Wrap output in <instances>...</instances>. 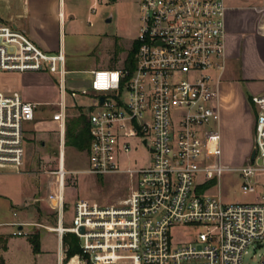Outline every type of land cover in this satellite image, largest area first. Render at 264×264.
Instances as JSON below:
<instances>
[{
    "label": "built area",
    "instance_id": "2783aa9c",
    "mask_svg": "<svg viewBox=\"0 0 264 264\" xmlns=\"http://www.w3.org/2000/svg\"><path fill=\"white\" fill-rule=\"evenodd\" d=\"M226 9L224 0H140L135 67L122 62L90 70L89 84L75 88L68 86L62 48L46 52L22 29L0 20V73L46 72L58 91L51 119L58 124L60 151L57 168L47 171L57 177L51 195L56 222L35 223L56 234V264H241L248 246L263 243L264 182L258 177L264 174V92L250 95L253 145L247 163L237 168L241 189L255 200L226 203L209 192L208 183L228 169L207 162L215 133L206 128L220 121L224 107ZM67 90L91 101L75 103L89 123L81 172L128 178L127 194L114 203L77 199L69 226L63 191L66 175L76 172L63 165ZM39 106L16 90L0 91V168L23 167L24 126L35 120ZM140 146L146 161L122 167L123 157ZM31 224L11 223L17 225L12 235L26 234ZM67 233L77 237L78 252L69 254ZM257 264H264V254Z\"/></svg>",
    "mask_w": 264,
    "mask_h": 264
},
{
    "label": "rangeland",
    "instance_id": "374dc122",
    "mask_svg": "<svg viewBox=\"0 0 264 264\" xmlns=\"http://www.w3.org/2000/svg\"><path fill=\"white\" fill-rule=\"evenodd\" d=\"M65 6V42L69 55L67 69L70 71L67 79L68 86L75 88L89 84V69L121 66L129 47L136 40L140 0H65ZM93 6L95 9L91 11ZM70 14L73 15L72 18ZM17 75L22 90L29 93L33 100L39 101L40 106L35 120L24 126L23 167L19 172L12 169L0 170V235L5 238V249L0 245V264H56V234L37 227L35 223L51 226L56 222V199L53 201L51 195L57 191V179L47 171L55 169L57 165L59 136L51 115L55 109L52 104L58 99V91L52 84L53 77L48 73V76L35 79H27V76H20V73ZM6 80L0 74V84ZM225 91L230 95L223 101L220 121L206 127L215 133L214 142L209 140L207 162H220L228 166V169L211 184L209 192L219 195L226 203L251 202L255 200V194L243 192V179L237 168L247 163L253 145L255 113L250 101L252 93L244 84H240L239 88L234 85ZM86 96L67 90L66 122L77 116L80 108L77 103L91 102ZM64 150V167L76 171V175H68L65 180L63 195L66 226L71 225L73 205L77 199H92L101 204H110L127 194L128 178L125 174L94 176L77 172L85 167V153L77 152L66 144ZM146 159L147 153L140 146L123 157L121 166L133 168ZM258 180L264 182V174ZM24 196L30 198L15 205L18 197L21 199ZM35 197L37 198L34 199ZM19 221L32 224L24 227L26 234L12 235L17 225L11 223ZM34 232L40 236L38 253L33 251L28 240L29 234ZM263 254L264 241L260 245L253 243L248 246L241 264H257Z\"/></svg>",
    "mask_w": 264,
    "mask_h": 264
},
{
    "label": "crops",
    "instance_id": "0c3cea01",
    "mask_svg": "<svg viewBox=\"0 0 264 264\" xmlns=\"http://www.w3.org/2000/svg\"><path fill=\"white\" fill-rule=\"evenodd\" d=\"M224 1L227 8L225 14L226 64L223 72L221 89L222 98L225 100L226 96L230 95L229 92L226 93V88L233 87L234 85L239 88L240 84H244L249 89L250 94L262 93L264 92V0ZM65 7V0H0V20L22 29L28 38L46 52L53 53L59 48H62L66 54L67 63L69 55L65 42ZM60 13H62V15H60ZM69 16L71 18L73 17L72 14ZM90 70H93V68L89 69V71ZM0 74L7 78L6 81L1 82L0 91L16 90L21 94L24 100L40 104L39 101L33 100L29 93L22 90L17 72H4ZM21 74L25 75V77L27 76V79L48 76L46 72L34 71H24L20 73V76ZM52 84L56 87L54 81ZM86 97L89 98V95ZM80 105L86 106L88 103ZM55 123L58 128L57 122ZM58 136L59 156L61 140L59 132ZM64 140L65 133L63 137V165L65 162ZM69 147L73 148L72 146ZM82 152H84L86 156V167V150ZM85 167L77 172L83 171ZM2 169L9 168H0V170ZM68 171L76 172L70 169ZM71 174L72 173H68L66 177ZM29 198L28 196H24L21 199L18 197L15 205H19L22 202L24 203V201ZM36 198L37 197L34 199Z\"/></svg>",
    "mask_w": 264,
    "mask_h": 264
},
{
    "label": "trees",
    "instance_id": "16d2710c",
    "mask_svg": "<svg viewBox=\"0 0 264 264\" xmlns=\"http://www.w3.org/2000/svg\"><path fill=\"white\" fill-rule=\"evenodd\" d=\"M136 51L137 43L136 41H133L123 60V64L130 70L135 67ZM247 99H249V96ZM65 139V144L72 146L76 151L82 152L88 148L90 142L89 123L86 114L82 111V108L78 109L77 116L69 118L68 122H66ZM212 183L213 181H210L208 184ZM28 240L33 248V251L38 253L40 249L39 233L34 232L29 234ZM63 242L68 247L69 254L78 252V240L74 234H65ZM0 245L3 249H5V238L2 235H0Z\"/></svg>",
    "mask_w": 264,
    "mask_h": 264
},
{
    "label": "water",
    "instance_id": "95a60500",
    "mask_svg": "<svg viewBox=\"0 0 264 264\" xmlns=\"http://www.w3.org/2000/svg\"><path fill=\"white\" fill-rule=\"evenodd\" d=\"M110 20V18L109 19H107V21H109ZM100 100L102 101L103 100V98L101 97L100 98ZM21 228V226H19V229ZM83 231V229L82 228H80V232H82Z\"/></svg>",
    "mask_w": 264,
    "mask_h": 264
}]
</instances>
